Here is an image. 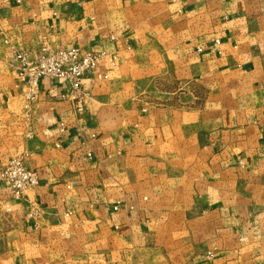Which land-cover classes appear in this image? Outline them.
<instances>
[{
    "label": "crops",
    "instance_id": "0c3cea01",
    "mask_svg": "<svg viewBox=\"0 0 264 264\" xmlns=\"http://www.w3.org/2000/svg\"><path fill=\"white\" fill-rule=\"evenodd\" d=\"M43 45L105 54L85 113L52 79L25 109ZM21 156L0 264H264V0H0V168Z\"/></svg>",
    "mask_w": 264,
    "mask_h": 264
},
{
    "label": "built area",
    "instance_id": "2783aa9c",
    "mask_svg": "<svg viewBox=\"0 0 264 264\" xmlns=\"http://www.w3.org/2000/svg\"><path fill=\"white\" fill-rule=\"evenodd\" d=\"M218 44L219 42H216V45ZM17 59L19 61L17 76L26 88L25 109H29V105L38 95L40 82L52 79L68 83L69 92L62 95V99L73 102L79 113H85L87 103L82 83L87 76L102 66L105 54L79 47L65 49L43 45L33 59L24 53L17 54ZM65 129L66 123L61 121L60 132ZM38 185L37 172L29 167L23 156L11 159L0 168V186L9 193L11 202L23 203L27 193Z\"/></svg>",
    "mask_w": 264,
    "mask_h": 264
}]
</instances>
